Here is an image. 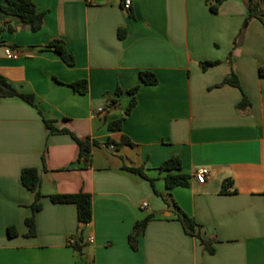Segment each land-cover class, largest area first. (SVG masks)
Listing matches in <instances>:
<instances>
[{"label":"crops","instance_id":"0c3cea01","mask_svg":"<svg viewBox=\"0 0 264 264\" xmlns=\"http://www.w3.org/2000/svg\"><path fill=\"white\" fill-rule=\"evenodd\" d=\"M32 1L43 14L36 32L4 13L0 0V75L34 97V105L0 98V264H264V17L239 38L248 0H131V15L123 0ZM53 40L65 43L73 66L45 49ZM203 62L219 64L204 70ZM142 72L157 84H143ZM231 72L240 88L221 86ZM83 81L85 93L72 87ZM242 93L250 108L239 110ZM133 98L130 115L112 131ZM64 131L100 146L79 159ZM122 139L131 144L117 147ZM174 156L189 186L168 191V173L159 169ZM29 168L39 172L44 196L36 213L35 193L21 181ZM202 168L210 174L199 184ZM227 180L236 193H221ZM79 193L92 200L86 226L75 205L49 199ZM181 212L211 252L185 233ZM147 218L133 248L129 237Z\"/></svg>","mask_w":264,"mask_h":264},{"label":"trees","instance_id":"16d2710c","mask_svg":"<svg viewBox=\"0 0 264 264\" xmlns=\"http://www.w3.org/2000/svg\"><path fill=\"white\" fill-rule=\"evenodd\" d=\"M5 1V6L2 8V11L6 13L7 15L11 16H16L18 17L22 24L24 25H29L32 28L33 32H36L40 30L43 26V14L38 13L36 11L35 5L32 0H4ZM264 3V0H248L247 5H248V16L245 19L244 25L239 33V38H241L247 29L249 23L251 22L252 19H261L264 17V9L262 8V5ZM213 11H215V8H212ZM129 15H131V11L129 10ZM6 31L8 32H14L15 28L11 25H7L5 28ZM3 30L0 29V33ZM125 35V30H120L119 31V37L124 38ZM0 44L2 42L0 41ZM45 49L47 50H53L56 53H58L63 60L65 64L68 66H73L74 65V57L72 54H70L66 47L65 43L61 40H53L51 41ZM231 59V56H230ZM231 61V60H230ZM219 62H203L201 65L204 70L218 65ZM262 75H264V70L260 71ZM141 81L145 85H155L157 84V78L154 74L149 73V72H142L141 75ZM87 82H79L75 83L72 85V87L80 92V93H85L86 88H87ZM231 85L237 88H240V83L238 80V77L231 72L229 76L225 78L223 81L222 85ZM85 86L83 89L82 87ZM139 87L132 88L131 90L128 91L129 94L135 95L138 91ZM121 91L118 90V93ZM10 97H19L23 101L27 102L30 105H34V97L32 95H25L19 93L9 82L6 78L0 75V98H10ZM136 105V100L133 98L123 117L111 121L110 122V129L112 131L120 130L123 124L124 119L130 115L132 109ZM250 108V102L248 97L246 96L245 93H242V100L238 105L239 110L243 109H248ZM45 123L47 127L52 131V132H59L54 129L52 126L51 122H48L45 120ZM65 133H69L72 138L75 140L79 147V159H85L88 160V155L90 154L91 150L93 147H98L100 144L98 142H91L89 139L86 140H80L78 139L74 134L64 131ZM112 143L111 140L107 143L110 144ZM125 144H131L130 140L122 139L120 143L117 144V147H121L122 145ZM44 161V160H43ZM131 172L140 174L141 176L145 177V175L142 173L141 169H136V168H130L129 169ZM161 172H167V176L165 177V183H166V189L168 191L177 188V187H188L189 186V177L181 174V160L179 157L174 156L170 158L169 160L165 161L160 169ZM21 181L22 184L27 188L29 191L35 193V203L32 206V209L34 213L38 212L41 207H42V200L44 196L40 192V176L39 172L34 169V168H29V169H24L21 173ZM152 186H154L153 180H150ZM232 189V191H230ZM237 191L233 189V181L232 180H227L223 184V188L221 193L222 194H227V193H236ZM157 195H161L158 192L155 191ZM164 201L170 205V201L167 199V197L162 196ZM50 201L53 204H73L77 208V219L78 223L80 226H86L91 223L92 218H93V212H92V200L91 196L85 193H79V194H74V195H54L49 197ZM176 205V204H174ZM150 218H147L143 220L142 222H139L135 225L130 237H129V242L133 248H136L137 240L138 237L144 233L146 226L149 222ZM177 220L181 223L183 230L185 231L186 234L191 235V236H196L202 240L200 235L196 232V228L198 227L195 220L190 218L189 216L185 215L184 213L178 214ZM27 226L29 227V236H34L36 234V229H35V221L34 217H31L26 221ZM9 235H15L16 231L13 227H10L8 229ZM202 243L206 245V248L208 251H212L208 243H206L204 240H202Z\"/></svg>","mask_w":264,"mask_h":264},{"label":"built area","instance_id":"2783aa9c","mask_svg":"<svg viewBox=\"0 0 264 264\" xmlns=\"http://www.w3.org/2000/svg\"><path fill=\"white\" fill-rule=\"evenodd\" d=\"M131 5H132V1L131 0H123V8L125 11H129L131 9ZM5 53L7 56L9 57H12L14 56L13 52L7 48L5 50ZM104 112V109H100L98 111V114L100 113H103ZM210 172L207 168H202L200 170H198V172L196 173L195 175V180L199 183V184H204L205 181L207 180V177L209 176ZM142 209H147L148 208V204L147 203H144L141 207ZM88 242L93 244L94 243V237H91L88 239ZM69 244L71 246H77L78 244V241L76 238H71L70 241H69Z\"/></svg>","mask_w":264,"mask_h":264},{"label":"water","instance_id":"95a60500","mask_svg":"<svg viewBox=\"0 0 264 264\" xmlns=\"http://www.w3.org/2000/svg\"><path fill=\"white\" fill-rule=\"evenodd\" d=\"M28 29H29V27H27V31H29Z\"/></svg>","mask_w":264,"mask_h":264}]
</instances>
